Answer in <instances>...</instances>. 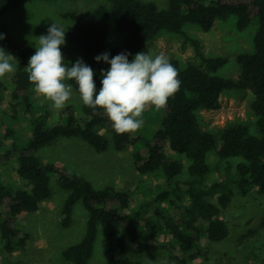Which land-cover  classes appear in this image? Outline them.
<instances>
[{"label": "trees", "instance_id": "1", "mask_svg": "<svg viewBox=\"0 0 264 264\" xmlns=\"http://www.w3.org/2000/svg\"><path fill=\"white\" fill-rule=\"evenodd\" d=\"M23 0H0V16ZM110 6L99 5L89 19L77 24L68 34L69 42L81 51L86 64L94 69L97 90L101 87L100 70L110 67L94 57L108 52L110 58L127 51L131 61L135 53L148 52L146 41L161 31L185 34L183 26L195 23L208 30L217 20L236 16L239 30L257 17L259 28L254 36V50L237 56L241 70L236 78L215 74L226 63L223 56L206 57L198 42L190 39L204 67L188 64L181 67L178 60L170 59L181 81L179 91L168 99L164 116L151 141L143 152L133 154L134 166L139 173H160L162 181L150 182L139 189L140 197L133 198L127 190L105 187L96 189L79 174L68 172L54 163L43 162L36 152L59 137H80L97 152L107 149L109 140L97 131L102 125L112 133L113 146L123 150L138 138L132 133L117 134L102 109L95 112L81 105L76 116L72 106L62 109L66 121L46 126L45 105H34L33 85L24 67L33 48L16 43L0 19V47L11 53L17 66L10 93V105L17 113L0 138V156L17 158V173L30 188H12L0 177V242L5 255L0 264H9L12 252L26 243V235L16 227L17 216L34 212L43 200L51 196L50 176L57 175L58 184L69 191L63 206V224L70 222L74 204L81 200L88 211L86 231L80 242L66 248L64 256L74 264H87L91 257L98 226L105 230V264H145L133 257L132 250L143 251L150 246H172L184 254L198 246L201 235L218 242L228 235V227L221 215L231 202L234 191L247 195L251 191L264 194V0H168L167 8H159L152 1L108 0ZM126 32L121 45L109 51L104 47L109 19ZM69 66L73 62H67ZM76 91L74 81H68ZM5 88L0 80V91ZM234 89H248L253 93L250 107L256 117L260 134L249 132L245 124L226 127L219 139L199 125L198 110H216L222 93ZM78 93V91H76ZM79 94V93H78ZM150 107V106H148ZM147 107V108H148ZM26 120L30 133L18 129V121ZM25 137L27 138L24 142ZM10 142L7 145L3 140ZM184 154L189 164L187 178H183L184 163L169 157L165 146ZM216 151L221 158L241 157L234 169L223 166L220 179L207 182L209 164L207 154ZM214 197L215 200H211Z\"/></svg>", "mask_w": 264, "mask_h": 264}, {"label": "rangeland", "instance_id": "2", "mask_svg": "<svg viewBox=\"0 0 264 264\" xmlns=\"http://www.w3.org/2000/svg\"><path fill=\"white\" fill-rule=\"evenodd\" d=\"M152 1L159 8H167L168 0ZM108 0H23L0 16L12 39L23 46L33 48L34 41L41 34L47 33V27L57 22L66 29V43L61 45L64 62H75L82 58L80 49L67 39V34L79 23L86 22L96 8ZM259 28V20L253 18L249 25L239 30L236 16L231 15L226 20H217L208 30L202 29L195 23H186L183 31L186 36L198 42L199 49L206 57L223 56L226 63L219 67L215 74L236 78L241 67L237 56L251 53L254 50V36ZM181 33L161 31L146 41L148 52L159 54L164 52L170 59L178 60L181 67L194 64L204 67L202 59L196 54L190 39ZM126 38V32L115 25L113 17L109 19L108 33L104 41L107 51L121 45ZM11 62L16 66L12 59ZM17 68V66H16ZM17 71V70H16ZM16 73V72H15ZM15 73H6L0 80L5 88L0 91V138L5 128L14 124L9 117L22 114V106H18L17 113L10 105V93L13 88ZM69 83V82H68ZM34 105L41 104L46 108L43 114L45 125L63 123L66 115L62 109L51 107V102L33 91ZM253 93L248 89H234L222 93L220 107L216 110H198L199 125L210 131L219 139L221 132L228 126L245 124L249 132L259 135L256 117L250 107ZM82 100L73 89L67 106H72L75 115H81ZM163 109L154 106L145 109L143 113L144 125L134 137L139 138L127 145L123 150H116L113 146L112 133L106 127L99 125L97 131L109 140L106 150L97 152L90 144L80 137H59L48 145L39 148L36 155L43 161L54 163L68 172L76 173L86 178L94 188L113 187L127 190L133 198H139L141 187L150 182L162 181L160 173H139L134 166L133 154L143 152L145 144L151 141L154 132L160 126ZM17 128L25 135L30 133L26 120L18 121ZM26 142L27 138L24 139ZM7 145V139L3 140ZM169 157L181 159L184 163L183 178H187L188 158L184 154L174 152L169 145L165 146ZM241 157L221 158L216 151L207 154L209 172L207 182L220 179V172L225 164L234 169L241 161ZM0 177L12 188H30V185L17 173V158L13 154L10 158L0 156ZM51 196L43 200L34 212H24L17 216L16 227L26 235V243L12 252L9 264H74L67 259L63 252L69 246L76 244L83 238L88 220V211L81 200H78L71 211L70 222L63 224V206L69 191L62 188L57 181V175L50 176ZM211 200H215L211 197ZM222 217L228 227L225 239L212 242L205 235H201L198 246L191 253L184 254L176 251L172 246H150L143 251L132 250L133 257L145 264H264V194L251 191L242 195L234 191L229 205L222 209ZM105 230L98 226L93 251L87 264H105L104 254ZM5 255L0 242V258Z\"/></svg>", "mask_w": 264, "mask_h": 264}, {"label": "clouds", "instance_id": "3", "mask_svg": "<svg viewBox=\"0 0 264 264\" xmlns=\"http://www.w3.org/2000/svg\"><path fill=\"white\" fill-rule=\"evenodd\" d=\"M66 29L53 21L47 33L34 41L35 52L24 67L33 91L61 110L67 106L74 81L83 104L94 112L99 108L111 121L117 134L134 133L145 123L143 113L148 106L157 110L166 107L168 99L179 91L178 71L164 52L153 54L139 51L130 61L131 53L122 51L110 58L108 52L94 57L110 67L100 70L101 87L96 88L94 69L83 58L74 63L64 62L61 45L66 43ZM4 34L0 33V40ZM14 56L0 47V77L15 73Z\"/></svg>", "mask_w": 264, "mask_h": 264}]
</instances>
